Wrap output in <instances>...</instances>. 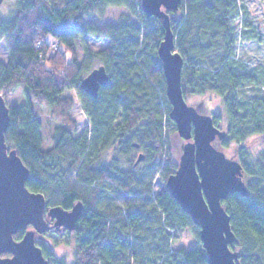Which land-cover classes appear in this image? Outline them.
Returning <instances> with one entry per match:
<instances>
[{
	"label": "trees",
	"instance_id": "trees-1",
	"mask_svg": "<svg viewBox=\"0 0 264 264\" xmlns=\"http://www.w3.org/2000/svg\"><path fill=\"white\" fill-rule=\"evenodd\" d=\"M140 3L15 0L9 15H0L6 54L0 95L6 99L21 90L26 100L8 107L7 149L29 169L25 187L46 195V206L69 210L83 204L72 233V262L46 255L37 244L49 264H208L201 243L190 249L171 244L185 230L199 240V228L165 186L178 164L170 152L176 128L157 56L163 28L142 13ZM110 8L128 14L103 25L86 22ZM179 12L180 19L170 22L175 51L184 60L183 94L221 100L213 123L226 132L221 146L232 149L248 190L246 197L233 194L221 201L235 236L229 249L238 253L239 264H264V67L249 68L236 58L238 43L261 38L240 0H182ZM88 40L102 47L92 50ZM94 64L109 76L97 98L79 87ZM70 91L90 121V131L81 135L70 115ZM34 105L47 108L54 123L48 150ZM140 153L144 159L134 166ZM157 179L161 184L154 192Z\"/></svg>",
	"mask_w": 264,
	"mask_h": 264
},
{
	"label": "water",
	"instance_id": "water-1",
	"mask_svg": "<svg viewBox=\"0 0 264 264\" xmlns=\"http://www.w3.org/2000/svg\"><path fill=\"white\" fill-rule=\"evenodd\" d=\"M182 0H141V10L146 17L161 22L163 38L157 48L165 79V95L170 105L169 119L174 123L178 136L185 141L177 170L165 183L166 189L181 209L199 228V241L207 253L208 264H239L238 253L229 249L235 241L230 217L221 201L228 196L248 195L239 162L227 158L213 147L216 139L224 140L226 132L213 123L209 115L200 114L186 103L181 86L184 64L175 51V37L168 12L178 11ZM3 0H0V8ZM109 82L101 65L92 69L80 82V89L92 98ZM9 108L0 95V264H49L35 236L52 228L75 231L83 204L76 202L71 209L46 206L43 194L27 190L25 183L29 169L15 150H8L4 134L9 126ZM144 159L138 154L136 166ZM47 210V212H46ZM45 215L54 220L49 224ZM31 226L20 240L13 236ZM9 254L10 257H1Z\"/></svg>",
	"mask_w": 264,
	"mask_h": 264
},
{
	"label": "rangeland",
	"instance_id": "rangeland-1",
	"mask_svg": "<svg viewBox=\"0 0 264 264\" xmlns=\"http://www.w3.org/2000/svg\"><path fill=\"white\" fill-rule=\"evenodd\" d=\"M15 0H3V4L0 8L1 16H8L10 11L14 7ZM240 3H243L247 9L248 18L252 21L253 26L258 32V35L261 38L260 43H250V44H237L236 49V58L245 63L249 68L253 67H264V0H240ZM128 14V11L122 8H110L107 9L104 14L95 15L86 20V22H92L98 25H103L105 23L116 22L122 15ZM169 17L171 20H179L180 12L178 11H169ZM88 46L92 50L100 49L101 44L95 43L92 40H88ZM79 60H82L83 52L78 47L76 50ZM6 54L3 43L0 42V61H5ZM99 64H94L92 69L99 67ZM261 94L264 96V89L261 90ZM66 96L71 97L74 101V107L70 112L72 119L77 123V135L83 134L86 130L90 129V121L83 111L81 104L78 99L76 92L70 91L66 93ZM5 100L7 107L12 106H21L25 103V97L21 90H17L14 94L9 95ZM186 103L189 106H192L196 109L197 112L204 115L213 116L214 113H217L221 109V100L216 96H188L185 97ZM35 116L39 118L42 125V146L44 150H48L51 147V134L54 128V123L50 121L47 108L44 106L38 107L34 105ZM221 130H224L223 127H218ZM90 131V130H89ZM185 144V141L182 140L177 132L172 133L169 137V146L172 156L179 162V157L182 154V147ZM213 147L217 150L224 153V155L235 160V157L232 155V149H223L221 146V141L216 139L212 142ZM257 149H261L260 146H257ZM138 154H135V156ZM110 155L107 158H103L104 162L110 160ZM136 160L134 157L133 161ZM122 165V162H120ZM123 167V166H122ZM161 182L157 179L154 182L153 189L156 192L160 187ZM46 198V195H44ZM53 206V205H52ZM51 207V206H50ZM46 216V215H45ZM32 230V229H31ZM17 235V234H16ZM16 235L13 236L14 240H19L16 238ZM22 236V235H21ZM36 237V236H35ZM47 240L45 253L50 257L54 256L56 258H65L68 262L73 260V251H74V242L73 234L70 233H58L54 234L48 232L43 234L42 238H39L38 241ZM199 240L188 230L181 232V234L174 235L171 244L173 249H190L198 245ZM39 244V243H37ZM43 247V245H42ZM1 257H9V254H2ZM48 263L50 262L49 259Z\"/></svg>",
	"mask_w": 264,
	"mask_h": 264
},
{
	"label": "flooded vegetation",
	"instance_id": "flooded-vegetation-1",
	"mask_svg": "<svg viewBox=\"0 0 264 264\" xmlns=\"http://www.w3.org/2000/svg\"><path fill=\"white\" fill-rule=\"evenodd\" d=\"M47 208H48V206H47ZM46 212H47V210H46ZM45 219H46V221L49 223V224H53V222H54V220L53 219H51V218H48L47 217V215L45 216ZM32 229V227L31 226H28V227H26V229L25 230H23V231H20V232H18V233H21L22 234V236H23V234L26 232V231H28V230H31ZM49 232H51V233H54V234H58V233H68V234H70V233H73L74 231H65V230H63L62 228H52V230L51 231H49ZM17 233V234H18ZM48 232H46L45 234H47ZM22 236H21V238H22ZM43 237V234L42 235H36V237H35V244H36V246H38L37 245V243H39V245H41V247H42V245H43V249L45 248H47L46 247V243H47V240H44V242L43 241H38V239L39 238H42ZM20 238V239H21ZM19 239V240H20ZM39 247V246H38ZM40 248V247H39ZM41 249V248H40ZM44 249V250H45ZM43 254V253H42ZM44 256V255H43ZM9 257H10V255H9ZM45 259H47V258H45Z\"/></svg>",
	"mask_w": 264,
	"mask_h": 264
},
{
	"label": "built area",
	"instance_id": "built-area-1",
	"mask_svg": "<svg viewBox=\"0 0 264 264\" xmlns=\"http://www.w3.org/2000/svg\"><path fill=\"white\" fill-rule=\"evenodd\" d=\"M172 251V250H171Z\"/></svg>",
	"mask_w": 264,
	"mask_h": 264
}]
</instances>
